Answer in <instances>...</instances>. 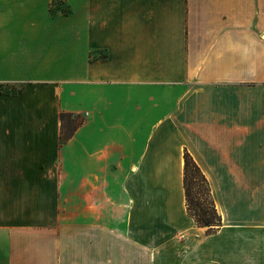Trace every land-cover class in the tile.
Wrapping results in <instances>:
<instances>
[{
    "label": "crops",
    "instance_id": "obj_1",
    "mask_svg": "<svg viewBox=\"0 0 264 264\" xmlns=\"http://www.w3.org/2000/svg\"><path fill=\"white\" fill-rule=\"evenodd\" d=\"M0 264H264V0H0Z\"/></svg>",
    "mask_w": 264,
    "mask_h": 264
},
{
    "label": "trees",
    "instance_id": "obj_2",
    "mask_svg": "<svg viewBox=\"0 0 264 264\" xmlns=\"http://www.w3.org/2000/svg\"><path fill=\"white\" fill-rule=\"evenodd\" d=\"M69 117L68 114L63 113L62 119L65 123L66 119ZM81 120L76 119L74 121L68 122L69 126L71 128H75ZM71 132V131H69ZM185 161H186V173H185V187H186V197H187V208L189 214L195 219L198 225L200 226H206L208 227V232H213L215 230L216 225L221 224V216L218 214L216 207L214 203L211 204V206L206 207L202 206L201 200H197L195 202V197L192 194L191 187L189 186V168L191 166L196 167L198 170H200L199 166L196 164V162L189 156L187 153L185 155ZM200 181L203 185H207V190L210 191L209 183L203 172L200 170ZM209 215V216H208Z\"/></svg>",
    "mask_w": 264,
    "mask_h": 264
},
{
    "label": "rangeland",
    "instance_id": "obj_3",
    "mask_svg": "<svg viewBox=\"0 0 264 264\" xmlns=\"http://www.w3.org/2000/svg\"><path fill=\"white\" fill-rule=\"evenodd\" d=\"M68 122H71V119L69 117L65 121V126H67L68 129H71V126L68 125ZM200 170H198L194 166H191L189 168V186L191 187L192 194L195 197V202H197V200H201L202 206L208 209V206H211L212 203H214L215 205V202L211 195V191H208L206 188L207 185H203L200 181Z\"/></svg>",
    "mask_w": 264,
    "mask_h": 264
}]
</instances>
